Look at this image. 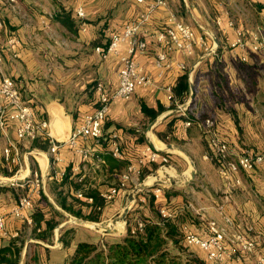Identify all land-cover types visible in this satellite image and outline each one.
<instances>
[{
  "label": "crops",
  "instance_id": "obj_1",
  "mask_svg": "<svg viewBox=\"0 0 264 264\" xmlns=\"http://www.w3.org/2000/svg\"><path fill=\"white\" fill-rule=\"evenodd\" d=\"M166 1L167 6L158 7L141 31L147 49H134L131 53L153 77L154 84L137 86L127 100L112 99L102 138L99 141L79 138L75 147L68 141L71 133L98 104L95 83L103 81L110 91L119 84L118 72L122 66L119 56L110 53L104 57L95 47H105L113 32H122L126 23L146 10L149 0H0L4 22L0 46L5 73L15 80L36 118L49 120L52 135L62 141L57 150L60 159L51 160L53 155L44 151L51 139L46 148L29 139L17 140V122L7 121L8 136L16 141L20 154L19 163H10L4 155L7 138L0 130V205L7 212L9 232L18 233L15 237L0 234V248L14 238H21L19 264H66L78 242L103 241L88 226L77 223L78 217L64 209L61 202L89 214L87 204L93 200L89 202L87 198H93L94 194L104 201L101 221L109 222L115 215H121L129 204L131 209L138 208L130 218L140 214L154 217V210L159 211V205L165 204L179 210L198 234L207 235L208 221L214 219L231 234L242 232L256 239L254 253L236 247L226 261L228 264H256L257 256L264 254V164L252 171H238L235 177L241 179L240 184L227 182L219 172V162L207 136L197 123L211 117L217 134L232 147L264 150V93H259L254 84L255 73L264 67V48L260 52L249 51L247 61L242 62L241 50L230 45L237 27L246 33L248 25H255L253 14L244 0ZM78 6H83L84 18L77 16ZM171 12L190 24L197 35H203L206 46L197 43L191 56L174 52L173 61L185 62L188 69L174 66L160 75L155 58L163 46L155 39V33L164 27ZM219 17L221 24L217 22ZM42 19L47 21V27L40 23ZM10 36H16L18 42L8 44ZM128 48L127 42L120 43L121 53H126ZM187 72L189 93L181 101L171 102L165 86L172 85L174 89ZM183 102L190 105H187L188 113L195 117L190 126H185L186 119L180 118L178 105ZM144 107L158 111V115L152 119ZM114 134L123 151L121 157L111 154ZM149 146L167 153L169 161L144 158L142 153ZM77 148L87 150L88 155ZM129 164L138 166L149 182L162 178L165 183L139 192L134 205L129 194L140 182V174L134 172L119 194L106 200L102 194L119 185ZM34 169L42 176H58L50 180L47 190L46 183L40 187L44 190L41 194V190L39 194L33 191L34 183L26 187L25 194H30L33 202L25 210L26 218L31 220L28 222L10 212L18 200L9 191L16 194L18 189H5L2 182L12 178L23 181L31 177ZM192 170L196 171L195 176L187 182ZM5 172L13 173L12 178L2 177ZM155 187L162 189L157 198ZM79 191L83 198L77 197ZM151 196H154V210L149 203ZM226 217L233 223L228 224ZM73 221L78 226L70 224ZM47 223L54 227L48 229ZM24 230L26 238L21 235ZM117 231L122 232L118 228Z\"/></svg>",
  "mask_w": 264,
  "mask_h": 264
},
{
  "label": "built area",
  "instance_id": "obj_2",
  "mask_svg": "<svg viewBox=\"0 0 264 264\" xmlns=\"http://www.w3.org/2000/svg\"><path fill=\"white\" fill-rule=\"evenodd\" d=\"M14 1V0H10ZM138 2H145L147 0H137ZM160 6H167L166 0H149L146 10L143 11L137 19L131 20L124 25L122 32H113L108 44L105 47L96 46V52L106 57L110 53H114L119 56L122 63L118 72V87L114 91H110L103 81H97L94 85V89L98 94V104L96 108L85 114L83 122L73 130L70 135L69 142L77 147L78 139L92 138L99 141L104 133L103 123L109 111L110 101L114 98L129 99L137 86H149L154 84L153 77L144 70L132 56L131 53L134 49L144 51L147 49V42L140 36L144 25L149 20L151 14ZM76 14L79 18H84L86 13L83 6L76 8ZM42 22L48 26L45 19ZM219 24L222 23L221 18H217ZM233 21L229 24L233 25ZM4 22L0 16V29L3 28ZM155 39L162 44L163 49L158 51L155 58L156 66L158 67L159 74L162 75L167 71H170L177 66L179 69H188L187 65L183 61H173L171 57L176 51L186 56L194 54L195 45L197 43L206 46L205 38L203 35H197L192 26L183 20L179 19L175 13L171 12L167 18V21L161 29L155 33ZM18 42L16 36H10L8 38V44L14 45ZM127 42L129 48L126 53H121L120 43ZM232 48H239L241 53L239 55L240 60L247 61L248 52H260L264 48V36L260 29L253 31L249 37L245 36L242 28H236V37L230 43ZM16 52L13 56H16ZM4 54L0 46V130L7 138V145L4 148V155L8 162L19 163L20 154L16 141L9 138L8 129L6 127L7 121L17 122L16 126V139H35L40 135L52 136L50 132L51 122L45 119H38L34 113L32 106L26 102L19 91V88L15 80L7 75L4 70ZM165 89L168 93V98L171 102H176V96L172 85H166ZM179 110H182V114H186V107L184 105H178ZM193 120L186 119L185 126H190ZM202 132L207 136L209 145L213 152V155L219 162V172L221 176L229 183L240 184L241 179L235 177L238 171H252L258 166L264 164V151L252 152L248 149H240L232 147L227 141L222 139L215 129V121L211 117H206L203 120H197ZM117 135L114 134L112 138L111 154L114 157H121L123 151L118 140ZM54 144L51 147L52 159L57 161L60 157L57 155L59 144ZM78 151L88 155L87 150L78 149ZM151 151L149 156L147 152ZM147 156L149 161L160 160L162 163L169 161L167 153L158 149H151L147 147L142 153ZM143 158L140 159L142 163ZM140 174L141 170L134 164H129L127 171L123 174L122 181L118 186L111 188L110 191L104 192L102 196L106 200H112L114 196L119 194L121 188L126 186V181L130 179L132 173ZM31 174L35 177V188L33 191L39 192L40 187H44V180L38 170H31ZM50 179H55L58 176H50L45 174ZM28 178H24L27 181ZM22 182V181H20ZM18 184V182H16ZM14 183V184H16ZM37 188V190H36ZM161 187H155L154 195L159 197L161 193ZM32 191V192H33ZM31 192V194H32ZM78 198H83L84 195L81 191L77 193ZM87 200L91 202L92 197H88ZM33 205L30 194L24 195L18 199L10 212L18 218H26L25 210H29ZM160 214L164 218L173 217L176 213L175 210L161 206ZM7 212L0 205V234L2 236H17L18 233L13 234L9 232L6 226ZM28 222H31L29 218H26ZM226 222L232 224L233 220L226 217ZM138 228H142L143 221L138 220ZM208 234L201 235L188 226H184L185 242L190 246H198L206 253L208 260L218 264H228L226 261L232 256L236 247L239 249L254 253L257 247V241L255 238H249L242 232H236L232 237L228 238L226 228L220 225L214 219L208 221ZM256 264H264V254H259L256 259Z\"/></svg>",
  "mask_w": 264,
  "mask_h": 264
},
{
  "label": "trees",
  "instance_id": "obj_3",
  "mask_svg": "<svg viewBox=\"0 0 264 264\" xmlns=\"http://www.w3.org/2000/svg\"><path fill=\"white\" fill-rule=\"evenodd\" d=\"M246 7H249L257 29L264 33V0H244ZM72 24V23H71ZM189 73H184L174 88V94L178 101L182 96L189 93ZM152 119L158 115V111L148 107L143 109ZM182 114L180 118L195 120L192 114ZM175 119V118H174ZM173 122V121H172ZM170 123L172 125L173 123ZM42 138L40 136L37 139ZM44 139V137H43ZM40 146V145H39ZM45 148L46 146H40ZM145 174H140V180ZM44 197V196H43ZM62 206L78 218L89 221H100V210L104 205L100 195L93 196V202L87 204L90 207L89 214H83L80 210L75 211L67 206L64 201ZM150 207L154 210V196L149 199ZM167 206V205H159ZM176 211L170 218H164L160 212L155 211L154 217H145L142 214L129 217L133 211L130 210L127 216L126 231L112 241H80L77 243L72 255L67 259L66 264H218L208 260L206 253L198 246H190L185 242L184 226L192 228V223L186 221L181 212L173 206H167ZM138 220L143 221L142 228H138ZM48 229L54 225L47 223ZM194 230V229H193ZM195 231V230H194ZM208 231V229H207ZM247 236V235H246ZM249 238H253L247 236ZM195 247V251L190 248ZM23 248L21 238L12 239L8 245L0 248V264H19ZM199 249V250H198Z\"/></svg>",
  "mask_w": 264,
  "mask_h": 264
},
{
  "label": "rangeland",
  "instance_id": "obj_4",
  "mask_svg": "<svg viewBox=\"0 0 264 264\" xmlns=\"http://www.w3.org/2000/svg\"><path fill=\"white\" fill-rule=\"evenodd\" d=\"M45 1V0H44ZM44 14V13H43ZM41 24H44V26L45 27H47L46 25H45V23H43V22H40ZM40 24V25H41ZM257 25L255 24V25H248V27H247V31H246V35H247V37L253 32V31H255V30H257V27H256ZM193 28V27H192ZM194 29V28H193ZM44 32V34H45V36L47 37V38H49L48 37V35L46 34V32L45 31H43ZM263 36H264V33H263ZM242 61V60H241ZM242 62H244V61H242ZM254 84H255V88L256 89H258L259 90V93H264V67H263V69H258L257 70V72L255 73V80H254ZM181 105H184L185 107H186V110L188 109L189 110V107L187 106V105H189V104H187L186 105V103H184L183 102V104H181ZM190 106V105H189ZM181 113H183L182 112V110L180 111ZM188 112V111H187ZM45 120H47V119H45ZM50 132H51V134H52V131L50 130ZM54 135V134H53ZM48 136V135H40V136H42V138H40V139H37V138H39L40 136H38V137H36L35 139H31V141H35L34 143H38L40 146H46L47 147V142H48V140H50L51 139V142H49V144H48V147H47V149H45L44 151H47L48 153H50V155H52L53 153H52V151H51V147L54 145V144H58L61 140H59V138H57L55 135L54 136ZM43 137H44V139H43ZM49 137V138H48ZM30 140V139H29ZM38 140V141H37ZM45 147V148H46ZM250 151H252V150H250ZM264 150H257L256 149V151L254 150V152H263ZM253 152V151H252ZM30 160H34L33 159V157H30ZM34 170H36V169H34ZM33 171V170H32ZM39 171V170H38ZM5 173H7L6 175H4V176H2V177H9V178H12V176H13V173H8V172H5ZM39 173H40V171H39ZM30 178H28V180L27 181H22V182H20V180H18V181H14L15 179H13L12 178V180H4L3 182H2V180H1V182L4 184V188L5 189H13V190H15V188H17L18 190V193H13L12 191H9L10 192V195L11 196H13V195H15V198L17 197V200H18V198H20V197H22V196H24V195H26L25 193H26V187L28 186V184L29 183H34V185H35V177H33L32 176V174H30ZM42 176V174H40V177ZM42 179L44 180V187H45V183H46V190H47V188H48V185H49V183H50V178L48 177V176H42ZM146 178H144L143 180H145ZM143 180H140V182H142ZM16 182H18V184L16 183ZM140 182H138V184L140 183ZM14 183H16V184H14ZM24 183V184H23ZM21 184H23V185H21ZM24 186V187H23ZM36 186V185H35ZM35 188V187H34ZM43 188H40L39 190H41L40 191V194H41V192H44V190H42ZM38 193V192H37ZM39 194V193H38ZM137 197V196H136ZM135 203V201L134 202H132V204H134ZM135 204H137V203H135ZM134 204V205H135ZM33 206V205H32ZM133 208H135V207H132V209ZM131 208L129 209V211L130 210H132ZM158 212H160V211H158ZM120 214H118V215H115L114 217H112V218H110V220H112V219H114V218H116L117 216H119ZM98 222H102L101 220L100 221H98ZM127 222V221H126ZM77 223H79V222H77ZM77 223H75L74 221L73 222H71L70 224H72V225H74V226H78V224ZM112 224V226H115V224H113L112 223V221H109V224ZM118 223V222H117ZM116 223V224H117ZM122 223V224H121ZM121 225L120 226H118V229H119V231L120 230H122V232H112L111 234H115L114 236L113 235H108V234H110V233H104V231H102V230H99V229H95V228H91L90 226H88L90 229H91V231L95 234V237L96 238H103V242L104 241H112V240H114V238L116 239V234H120V235H122L123 233H125V231H126V224L127 223H124V222H122L121 221ZM80 224H82V223H80ZM83 225H85V224H83ZM87 226V225H86ZM116 227V226H115ZM123 228V229H122ZM100 232H102L103 233V236H102V234L100 233ZM226 233H227V237L228 238H230V237H232V235L233 234H231V232L228 230V229H226ZM21 235L22 236H24V238H26V231L24 230V232H22L21 233ZM99 241H100V239H99ZM101 242V241H100ZM192 251H195L196 249H195V247H192V248H190ZM199 250V249H198Z\"/></svg>",
  "mask_w": 264,
  "mask_h": 264
},
{
  "label": "water",
  "instance_id": "obj_5",
  "mask_svg": "<svg viewBox=\"0 0 264 264\" xmlns=\"http://www.w3.org/2000/svg\"><path fill=\"white\" fill-rule=\"evenodd\" d=\"M192 166H194V162L191 161ZM195 170L191 171V178H189L187 180V182H189L194 176H195ZM165 180L162 178H158L157 180H154L152 182H149L148 179L143 180L142 182H140L139 184H137V186L132 190L131 194H129V199L131 202L135 201L136 196L139 194V192H141L142 190L148 189L150 187L153 186H157L160 184H164ZM131 205H127L123 212L121 213V215L117 216L116 218L110 220L112 221L113 224H116L117 222H124L126 223L127 221V216L129 213V209H130ZM75 220L79 223L85 224L87 226H90L93 224V227L91 228H95V229H99L104 231V233H112V232H117V228L115 226H112V224H109V222H93V221H89V220H83L80 218H75Z\"/></svg>",
  "mask_w": 264,
  "mask_h": 264
},
{
  "label": "bare ground",
  "instance_id": "obj_6",
  "mask_svg": "<svg viewBox=\"0 0 264 264\" xmlns=\"http://www.w3.org/2000/svg\"><path fill=\"white\" fill-rule=\"evenodd\" d=\"M121 222H118L115 226L117 227ZM111 224V223H110ZM91 227H93V224L90 225ZM118 228V227H117Z\"/></svg>",
  "mask_w": 264,
  "mask_h": 264
}]
</instances>
